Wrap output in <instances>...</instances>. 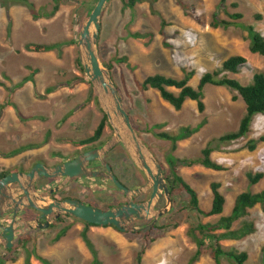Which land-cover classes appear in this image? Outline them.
Wrapping results in <instances>:
<instances>
[{"label":"rangeland","instance_id":"1","mask_svg":"<svg viewBox=\"0 0 264 264\" xmlns=\"http://www.w3.org/2000/svg\"><path fill=\"white\" fill-rule=\"evenodd\" d=\"M31 1L37 8L52 10V0ZM180 1L185 8L176 0H142L130 9L121 0H109L102 11L97 52L101 64L104 62L111 66L109 70L102 65L118 89L135 133L165 172H168L166 158L169 155L177 159H198L203 148L210 146L213 149L211 158L224 167L223 171L208 170L200 165L179 167L178 171L196 191L202 210L207 211L211 206L210 184L219 183L220 193L225 199L222 216H228L238 194L264 190V177L254 186H250L247 179L248 173L264 174V115L254 118L245 138L220 144L217 139L236 131L245 114L242 100L232 99L236 93L224 87L206 86L205 110L199 113L193 101H186L182 109L176 111L160 98L157 91H142L138 86L155 74L181 79L184 72L193 71L189 85L196 88L203 74L218 70L232 56L244 57L246 64L237 75H222L243 85L250 84L255 73H264V56L249 51L246 27L253 26L264 36V0H226L224 5L221 0ZM96 2L60 0L59 10L52 18L37 20L26 7H5L0 3V153L10 152V157L6 158H11L9 162H12L6 167L0 165V171L15 167L27 169L38 160L53 166L63 161L54 158V152L61 153L68 161L76 158L77 153L100 145L75 147L59 141L62 138H86L96 129L104 112L93 85L92 95L85 83L45 93L48 87L83 77L74 64L79 57L77 41L82 25L88 19L86 15ZM234 13L242 14L234 26L227 29L210 26L214 15L229 21L228 15ZM162 21L166 24L163 36L159 34ZM129 32L151 33L153 38L145 46L130 38ZM28 43L67 44L60 53H32L25 50ZM123 58L126 61L119 62ZM170 91L176 92L174 89ZM8 102L17 106L22 118L7 105ZM69 121L75 123L77 131L69 126ZM202 123L204 125L197 133L178 142L175 151H172L171 143L157 137L158 133L177 134L183 128H195ZM155 125L163 127L153 129ZM114 139V130L108 124L100 141L103 143L102 160L110 165L115 176L127 188L144 190L136 201H147L151 190L147 189L144 173L134 165L121 143L112 144ZM254 140L258 141L256 148L250 150L249 142ZM26 145L38 146L12 155ZM65 188L60 193L61 197H76L103 210L118 207L126 200L122 192L101 178L71 180ZM188 200L184 192L172 199L169 212L154 224L159 229L151 226L153 218L135 221L125 232L112 227L89 228L88 235L98 250L101 263L136 264L138 256H141V264H188L196 249L189 229L198 224L212 225L219 219V216H201L189 206ZM164 206L162 197L152 213ZM243 221L254 225V233L239 241L222 240L220 245L246 252L248 264H264V205L248 210V215L236 222L233 229L239 228ZM176 223L179 226L173 228ZM66 226L69 229L65 236L56 243L52 242ZM83 229L84 226L70 216L56 228L32 231L33 242L28 244V249L36 248L39 255L51 259L54 264H90L91 254L80 238ZM0 254L4 251L0 250ZM17 257L15 263L6 264H23V249L19 250ZM31 263L41 264L34 258ZM194 264L216 263L206 252ZM220 264L232 263L222 259Z\"/></svg>","mask_w":264,"mask_h":264},{"label":"trees","instance_id":"2","mask_svg":"<svg viewBox=\"0 0 264 264\" xmlns=\"http://www.w3.org/2000/svg\"><path fill=\"white\" fill-rule=\"evenodd\" d=\"M109 1V0H108ZM125 7L133 9L135 5L142 0H121ZM177 3L185 8L183 3L180 0H176ZM226 0H221V4L224 5ZM0 3L5 7L11 5H19L26 7L30 15L34 20L45 18H52L59 10L60 0H52V10L47 11L46 8H37L36 4L31 0H0ZM233 8L236 5H232ZM90 11L86 16H89ZM229 21L221 20L216 15L213 16L210 26L214 29L223 28L227 29L236 24L237 20L242 18V14L234 13L228 15ZM166 24L162 21L161 29L159 34L164 35V28ZM248 38L250 39L249 51L254 55L264 56V36L254 29L253 26L246 27ZM129 37L137 40L145 46H148L152 41L153 35L151 33L143 34L141 32H129ZM67 43H50V44H38V43H28L25 45V50L32 53H48V52H61V49ZM126 59H120L119 62H125ZM75 68L82 74L83 77H75L72 82L68 83H58L53 87H48L46 89V94H51L59 87L71 86L73 84L85 83L89 86L90 95H92V84L86 78L84 68L79 60V57L75 59ZM246 64V59L241 56H232L225 60L222 63L221 68L213 72H207L203 74L197 84L196 88H193L189 85L190 80L194 76V72H184L181 79H176L172 77H166L164 75L155 74L145 78L141 84H139V90H155L159 93L160 98L168 103L174 110L180 111L186 101L190 100L196 103L197 110L199 113H203L205 110L204 103V88L206 86H215V87H224L230 90L237 95L233 96V101L240 98L245 105V114L240 121L239 127L236 131L227 133L223 136H220L217 141L220 144H229L234 141L245 138L251 130L252 123L254 118L258 115H264V73H255L252 77V82L248 85L241 84L238 80L230 79L223 73H231L237 75L240 73V69ZM102 65L105 68L111 70V66L102 62ZM3 85V84H2ZM174 89L176 92L170 91ZM95 100H97L95 98ZM9 107L14 108L17 112V115L21 117L18 108L13 103L8 102ZM22 118V117H21ZM65 120V119H64ZM108 125L107 118L103 114L102 119L97 125L96 129L92 135L82 138L71 140L69 143L75 147H83L87 145L100 144L98 147H102L103 143H100L104 130ZM204 124H200L195 128H183L177 134L170 132L158 133L157 137L160 140L167 141L171 143L172 151H175L177 148L178 142H181L187 139L189 136L197 133ZM163 125H155L153 129H161ZM60 142H65V140L60 139ZM257 140L249 142V149L255 150L257 145ZM38 145H26L17 149L13 152L14 154H19L25 150H30ZM213 149L210 146H207L201 150V157L198 159H177L172 155L167 156L166 162L168 166V172H165L163 169L164 177L167 181L169 192L171 198L174 200L176 196H179L182 192L186 193L189 198V206L193 208L201 216L208 218L219 216L218 221L212 225H202L198 224L195 227L189 229V236L193 240L196 249L189 260L188 264H194L202 254L208 252L211 258L215 261L216 264H220L221 260L224 259L227 262L232 264H248V254L246 252H240L235 249L224 248L220 245L222 240H234L239 241L245 238L248 235H251L255 231V227L252 223L243 221L241 226L237 229H233V226L236 222L244 219L248 215V210L254 208L255 206L264 205V190L258 193H252L246 191L240 193L236 196L234 204L231 210V213L228 216H222L224 211L225 199L224 196L220 193V184L213 182L210 184V190L212 194V202L209 210H202L199 206V199L196 191L180 176L178 168L179 167H192L195 165L203 166L204 168L212 171H223L224 167L211 158ZM79 153L76 154V156ZM11 155V154H10ZM54 158H61L63 161V155L59 152L52 153ZM75 156V157H76ZM18 171V168L9 169L6 171L0 172V179L3 177L15 173ZM264 177L263 173L256 174H247V179L250 186L256 185ZM77 180V179H74ZM75 199V198H74ZM82 202V201H81ZM84 204L92 207H97L93 204L83 202ZM98 208V207H97ZM113 208L111 206L107 210ZM101 209V208H100ZM103 210V209H102ZM70 216H61L56 221L52 223L50 229L56 228L65 222V218ZM74 221L80 222L84 229L80 233V238L85 244L86 248L91 254L90 264H102L99 260L98 250L96 249L94 243L88 235V229L91 227H97L83 221H80L72 217ZM179 224L176 223L173 228L178 227ZM116 229L115 227L111 226ZM154 229H159L157 225L153 226ZM152 228V229H153ZM68 227L62 228L59 233L53 238L52 242L56 243L61 238L65 236L68 231ZM117 230V229H116ZM220 231V233H216ZM145 235V234H144ZM147 235V234H146ZM33 242V237L27 235L25 237H20L16 244L9 250H5L4 254H0V264H6V262L15 263L18 260L19 250H24V260L23 264H31L32 258L38 261L41 264H54L51 259L39 255L36 252V248L33 247L32 250L28 249V244ZM8 254V255H7ZM136 264H141V256H138Z\"/></svg>","mask_w":264,"mask_h":264},{"label":"water","instance_id":"3","mask_svg":"<svg viewBox=\"0 0 264 264\" xmlns=\"http://www.w3.org/2000/svg\"><path fill=\"white\" fill-rule=\"evenodd\" d=\"M107 2L108 0H97L87 21L82 25L77 41L79 60L84 68L85 75L97 91L98 100L107 118L108 124L113 128L115 136L119 139L120 143L126 148L134 165L144 173L147 179V189L151 190L150 197L145 202L135 203L133 197L139 196L144 190H132L127 188L113 174L109 164L102 163L105 172L92 171L86 168L87 164L93 161L98 160L103 162L101 155L102 148L89 150L72 160L60 163L54 167H47L42 163H37L27 174L11 173L0 179V218H2L9 209L13 210L12 214L14 216V220L9 226L2 227V235L5 244L0 240V246H3L6 250L13 247L14 237L16 236V226L23 225V223L15 224V217L25 208L34 209L41 214L35 222L26 223L28 226L26 231L33 229H48L55 220L64 215L74 217L97 227L113 226L118 231L125 232L129 230V225L135 221H146L153 218V223L151 224V226H153L157 219L167 214L173 205L161 163L155 159L143 144V147L148 151L147 153L151 159V165L147 163L145 156L141 152V147L139 146V137L135 133L130 116L123 106L118 89L108 74V71L102 66L98 56L97 41L101 28V16ZM100 89L111 97L114 104L111 110H109L107 104L103 102L104 97ZM113 118L119 119L121 127L132 135L136 147L134 152L130 151L129 147L121 141L119 129L115 127ZM40 177L48 179L65 178L66 181L73 178L106 179L117 190L123 193L127 203L109 210H102L97 207L88 206L75 199L59 201L50 198L61 186L50 190L48 196L45 197L35 193L31 188L36 179ZM14 185H17L18 188H13ZM18 191H21L23 196L18 197ZM162 197L165 200V206L157 210L155 214L152 213L155 204ZM52 214H55V216L50 220L49 217ZM39 220H44V223L39 222ZM26 231H24V233ZM132 231L136 230L132 229Z\"/></svg>","mask_w":264,"mask_h":264},{"label":"flooded vegetation","instance_id":"4","mask_svg":"<svg viewBox=\"0 0 264 264\" xmlns=\"http://www.w3.org/2000/svg\"><path fill=\"white\" fill-rule=\"evenodd\" d=\"M89 146V145H87ZM84 147V146H83ZM86 147V146H85ZM96 148H99L98 146H91L87 149H85V151H82V153L84 152H87L89 150H92V149H96ZM101 148V147H100ZM82 153H79L77 156H79L80 154ZM74 159V158H73ZM72 160V159H71ZM69 161V160H68ZM103 161V160H102ZM41 162V161H40ZM66 162V161H64ZM39 163V162H38ZM42 163V162H41ZM60 163H63L60 162ZM60 163H57L53 166H50L48 164H45L47 167H54ZM102 163H106L105 161L101 162V161H93L89 164H87L86 168L92 170V171H100V172H105V169H104V166ZM37 164V163H36ZM36 164H33L31 167L27 168V169H22V170H18L17 172L15 173H23V174H27L34 165ZM43 164V163H42ZM108 164V163H106ZM113 172V170H112ZM114 174V173H113ZM115 175V174H114ZM74 179H81V178H73V179H70V180H67L66 183L64 182V180H66L65 178H52V179H48V178H43V177H40V178H37L36 181L33 183L32 185V190L37 193V194H40L42 196H48L49 194V191L50 190H53L55 189L56 187H60L61 188L56 192V193H53L50 198L52 199H56V200H59V201H62V200H65V199H74L75 200H79L78 198L76 197H72V196H64V197H61L60 196V193L64 190H66V186L68 183L71 182V180H74ZM98 179V178H97ZM25 185V184H24ZM13 188H18L17 185H14ZM130 189V188H129ZM134 190V189H132ZM19 192V196L18 197H21L23 196V194L21 193V191H18ZM123 194V193H122ZM138 196H135L133 197V201L135 203H139L138 201H136V198ZM17 198V197H16ZM80 201V200H79ZM127 203V200L123 201L122 203L119 204V206L121 205H124ZM13 210L9 209L2 218H0V240L3 242V244H5V241H4V238H3V230H2V227H6V226H9L11 224V222L14 220V216L12 214ZM41 214L39 212H37L36 210L34 209H28V208H25L23 211L19 212L16 217H15V224H20V223H23L22 226H16L15 228V233H16V236L14 237V241H13V246L16 244V242L19 240L20 236H22V234H20L18 236V232L19 230H22V229H26L28 226L26 225V223H33L35 222L38 217L40 216ZM55 216V214H52L49 219H53ZM56 221V220H55ZM39 222L41 223H44V220H39ZM52 225V224H51ZM130 226V225H129ZM39 229H33V230H30V231H38ZM30 231H26V232H30ZM0 250L2 251H5L6 249L3 247V246H0Z\"/></svg>","mask_w":264,"mask_h":264},{"label":"bare ground","instance_id":"5","mask_svg":"<svg viewBox=\"0 0 264 264\" xmlns=\"http://www.w3.org/2000/svg\"><path fill=\"white\" fill-rule=\"evenodd\" d=\"M103 97H104V100L103 102L107 104L109 110H111L114 106L113 104V101L111 99V97L107 94V93H104V91L102 89H100ZM113 123L115 125V127H117L119 129V134L121 136V141L124 142L130 149V151H135V141L134 139H132V135L127 133V131L121 127L120 125V122H119V119L117 118H113ZM139 140V146L141 147V152L142 154L145 156V159L147 161V163H149V165H151V159H150V156L148 155V151H146V149L143 147V143L141 142L140 139ZM114 143H120L119 139L115 136V139L112 141V144ZM138 143V142H137Z\"/></svg>","mask_w":264,"mask_h":264},{"label":"crops","instance_id":"6","mask_svg":"<svg viewBox=\"0 0 264 264\" xmlns=\"http://www.w3.org/2000/svg\"><path fill=\"white\" fill-rule=\"evenodd\" d=\"M74 125H75V123H73V122H70L69 121V126H71V127H74ZM74 129L76 130V128L74 127ZM77 131V130H76ZM81 139V138H80ZM62 140H65V142L64 143H67V144H69L70 145V141L71 140H75V139H71V138H62ZM26 151H28V150H25V151H23V152H26ZM1 152V151H0ZM23 152H21V153H23ZM9 153L10 152H4V153H0V165L1 166H9V165H11V163L12 162H9L10 160H11V158L9 159V158H6V157H10L9 156ZM21 153H19V154H21ZM2 155V156H1ZM41 160H38L36 163H43L44 164V162L43 161H41ZM35 163V164H36ZM4 171H6V170H4ZM0 172H2V171H0ZM65 183H66V181H64ZM62 216H64V215H62ZM24 231H26V229H22V230H19V232H18V236L20 235V234H22V236H20V237H25V236H27V235H31L32 236V234H30L32 231H30V232H25L24 233ZM32 264V263H31Z\"/></svg>","mask_w":264,"mask_h":264}]
</instances>
